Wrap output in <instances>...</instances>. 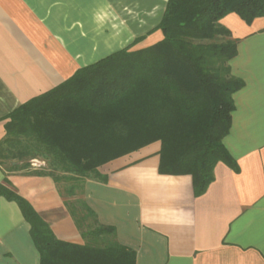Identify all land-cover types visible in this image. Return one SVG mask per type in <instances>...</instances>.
Here are the masks:
<instances>
[{"label":"crops","instance_id":"0c3cea01","mask_svg":"<svg viewBox=\"0 0 264 264\" xmlns=\"http://www.w3.org/2000/svg\"><path fill=\"white\" fill-rule=\"evenodd\" d=\"M167 3L0 0V140L5 117L24 102L139 37L134 48L161 40ZM221 23L237 40L231 74L244 81L224 138L239 171L218 162L196 196L191 174L160 173L161 141H154L107 161L99 178L85 182V200L136 251V264H264V16L248 24L233 12ZM5 177L59 239L85 243L52 176L0 165V183ZM30 228L17 202L0 195V264H39Z\"/></svg>","mask_w":264,"mask_h":264},{"label":"trees","instance_id":"16d2710c","mask_svg":"<svg viewBox=\"0 0 264 264\" xmlns=\"http://www.w3.org/2000/svg\"><path fill=\"white\" fill-rule=\"evenodd\" d=\"M233 12L250 24L264 16V0H168L161 40L134 48L139 37L5 117L0 165L52 176L85 239H59L5 177L0 195L17 202L30 223L39 264H136V251L99 222L83 195L86 180L99 178L98 167L115 157L161 141L160 173L191 174L196 196L218 162L239 171L224 144L233 94L244 85L231 74L237 40L221 23ZM32 159L44 164L32 168Z\"/></svg>","mask_w":264,"mask_h":264},{"label":"built area","instance_id":"2783aa9c","mask_svg":"<svg viewBox=\"0 0 264 264\" xmlns=\"http://www.w3.org/2000/svg\"><path fill=\"white\" fill-rule=\"evenodd\" d=\"M35 161H37V162H42V163L44 164V162L41 161V160H39V159H32V160H31V164H32L33 168H36V167L40 166V165H36V164L34 163Z\"/></svg>","mask_w":264,"mask_h":264},{"label":"rangeland","instance_id":"374dc122","mask_svg":"<svg viewBox=\"0 0 264 264\" xmlns=\"http://www.w3.org/2000/svg\"><path fill=\"white\" fill-rule=\"evenodd\" d=\"M36 165H42L43 163L42 162H37V161H35L34 162ZM31 167L33 168V166H32V164H31ZM94 241L92 240V243H93ZM90 243H91V241H90ZM95 243V242H94ZM103 244V243H102Z\"/></svg>","mask_w":264,"mask_h":264}]
</instances>
